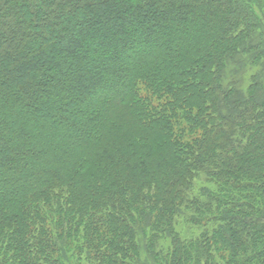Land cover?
<instances>
[{
    "label": "trees",
    "instance_id": "1",
    "mask_svg": "<svg viewBox=\"0 0 264 264\" xmlns=\"http://www.w3.org/2000/svg\"><path fill=\"white\" fill-rule=\"evenodd\" d=\"M0 264H264V0H0Z\"/></svg>",
    "mask_w": 264,
    "mask_h": 264
},
{
    "label": "rangeland",
    "instance_id": "2",
    "mask_svg": "<svg viewBox=\"0 0 264 264\" xmlns=\"http://www.w3.org/2000/svg\"><path fill=\"white\" fill-rule=\"evenodd\" d=\"M183 231L186 234L187 237H192L194 236L198 231L194 230V228H190L187 224H183Z\"/></svg>",
    "mask_w": 264,
    "mask_h": 264
}]
</instances>
